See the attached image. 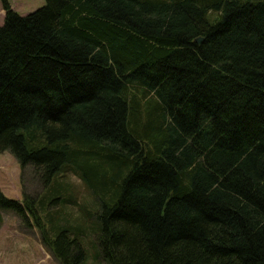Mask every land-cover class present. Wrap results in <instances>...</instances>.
<instances>
[{
	"label": "trees",
	"instance_id": "1",
	"mask_svg": "<svg viewBox=\"0 0 264 264\" xmlns=\"http://www.w3.org/2000/svg\"><path fill=\"white\" fill-rule=\"evenodd\" d=\"M0 7V153L44 191H0V210L83 264L84 232L53 209L72 170L108 264H264V0Z\"/></svg>",
	"mask_w": 264,
	"mask_h": 264
},
{
	"label": "rangeland",
	"instance_id": "2",
	"mask_svg": "<svg viewBox=\"0 0 264 264\" xmlns=\"http://www.w3.org/2000/svg\"><path fill=\"white\" fill-rule=\"evenodd\" d=\"M11 8L19 15L28 14L44 5V0H9ZM4 11L0 7V25ZM65 189L64 196L71 202L55 209L59 221L80 227L84 232L82 244L86 252L83 264H108L99 255L96 244V202L79 175L67 170L57 179ZM0 191L8 198L21 201L23 195L37 198L44 194L43 185L31 168H20L8 151L0 153ZM75 202V203H74ZM30 218L20 221L13 212L0 210V264H59L48 249L41 244L38 229ZM87 230V231H85ZM79 231V232H80Z\"/></svg>",
	"mask_w": 264,
	"mask_h": 264
},
{
	"label": "water",
	"instance_id": "3",
	"mask_svg": "<svg viewBox=\"0 0 264 264\" xmlns=\"http://www.w3.org/2000/svg\"><path fill=\"white\" fill-rule=\"evenodd\" d=\"M194 41H195L196 43H199V42L201 41V38L199 37V38L195 39Z\"/></svg>",
	"mask_w": 264,
	"mask_h": 264
}]
</instances>
